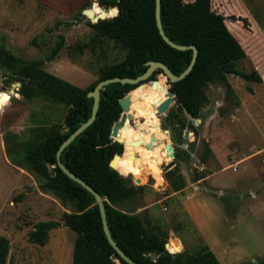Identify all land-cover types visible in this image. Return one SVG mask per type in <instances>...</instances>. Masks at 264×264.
<instances>
[{
  "label": "rangeland",
  "instance_id": "obj_1",
  "mask_svg": "<svg viewBox=\"0 0 264 264\" xmlns=\"http://www.w3.org/2000/svg\"><path fill=\"white\" fill-rule=\"evenodd\" d=\"M94 4L99 6L98 0H0V45L19 59L44 60L62 36V50L52 62L44 61L42 68L87 88L127 52L98 35L85 15L73 26L65 25ZM211 8L225 17L227 28L245 51L236 70L256 71L262 82L228 75L231 95L224 84L209 85L199 124L182 115L197 128V134L189 132L186 141L182 137L185 148L167 124L175 105L158 114V129L166 143L189 153V158L174 160L184 187L174 192L166 173L161 170L159 185L142 168L140 185L135 184V176H124L141 186V191L116 207L138 215L148 229L159 231L167 241L174 237L178 243L169 242L168 248L177 253H194L207 246L220 264H258L264 259V0H212ZM8 73L0 66V238L9 244L6 264H72L76 234L65 226L63 215L74 211L73 206H63L40 189L42 179L12 164L4 143L7 134L27 140L35 130L61 124L67 108L40 98L25 100L17 90L8 100L6 92L16 84L7 83ZM149 86L150 82L145 85ZM160 90H167L166 85ZM130 124L152 128L136 111ZM205 144L211 155L203 162ZM133 155L129 149L127 158ZM48 221L58 225L48 232L45 244L32 243L29 236L35 225Z\"/></svg>",
  "mask_w": 264,
  "mask_h": 264
},
{
  "label": "trees",
  "instance_id": "obj_2",
  "mask_svg": "<svg viewBox=\"0 0 264 264\" xmlns=\"http://www.w3.org/2000/svg\"><path fill=\"white\" fill-rule=\"evenodd\" d=\"M211 1L160 0V21L167 38L177 45L195 46L198 52L191 72L184 79L170 84L176 104L167 116V124L177 132L179 145L185 143L182 140L184 131L197 134L193 122L200 119L201 109L208 100L206 91L209 85L224 84L228 95H231L232 88L226 79L228 75H236L249 82H262L256 71L242 73L236 70L238 62L245 58V51L227 28L225 17L212 10ZM98 4L103 8L117 7L119 13L96 23L87 21L88 25L98 35L120 44L127 52L121 62L102 70L97 81L87 88H79L42 68L44 61L52 62L62 50V36L44 60L19 59L4 45H0V66L9 72L7 83L20 84L17 94L25 100L40 98L63 104L67 108L61 124L35 130L27 140H20L15 134H7L4 143L6 156L12 164L24 166L36 178L42 179L40 189L50 193L63 206H73L74 211L63 215L65 226L76 234L72 264H116L111 260L116 252L104 234L93 195L69 179L60 170L56 160L61 143L91 115L93 99L88 98L87 94L93 91L98 82L109 78H137L147 70L146 64L152 61L165 64L174 75L179 76L192 58L191 50L173 49L160 36L155 20V0H98ZM79 18H85L82 12L74 21L65 25L71 27ZM230 19L234 20V17ZM155 79V74H152L143 83ZM135 88V85L120 83L105 86L100 93L96 119L64 149L60 160L71 173L102 197L111 238L133 262L220 264L207 246L194 253H177L167 248L165 243H178L174 237L167 241L168 238L159 231L148 229L138 215L116 207L141 191V186L132 184L117 170L110 168L113 156L123 152V146L109 137L114 122L117 123L114 140L123 144V139L127 138L119 160L125 158L135 144L134 127L126 119L118 101L130 92L128 114L133 119L135 111L139 113L140 106L146 104V101L150 106L161 108L165 100L169 99L167 90L160 92L156 85L145 87L144 90ZM183 114H187L193 122L187 123ZM174 150L175 159L182 161L189 158L186 150ZM210 155L211 150L205 144L202 161H206ZM166 179L174 192L184 187V179L177 172L176 166L166 173ZM57 225L52 221L36 224L30 233V241L43 246L48 232ZM8 250L7 239L0 238V264H6ZM152 253L157 256L155 261L149 258ZM118 261L127 264L121 258ZM258 264H264V259Z\"/></svg>",
  "mask_w": 264,
  "mask_h": 264
},
{
  "label": "water",
  "instance_id": "obj_3",
  "mask_svg": "<svg viewBox=\"0 0 264 264\" xmlns=\"http://www.w3.org/2000/svg\"><path fill=\"white\" fill-rule=\"evenodd\" d=\"M101 9H103L104 12H107L109 10H113V12L115 13L112 17H115L118 15L119 10L117 7H111V8H103L100 7ZM88 12H90V9H86L83 11L82 15H85L89 18V14ZM109 17V18H112ZM109 18H104V17H97L95 19L89 18L92 23H96L99 20H105V19H109ZM155 20H156V25H157V29L158 32L160 34V36L162 37V39L173 49L179 50V51H184V50H191L192 51V58L190 60L189 65L187 66V68L179 75L176 76L174 75L171 70L163 63L161 62H148L147 65V70L140 76H138L137 78L131 79V78H119V77H115V78H109L103 81H100L96 84V86L94 87L93 91L89 92L87 94L88 98H92L93 99V105L91 108V115L90 117L83 123L81 124L73 133H71L59 146L57 153H56V160H57V165L60 168V170L71 180H73L74 182L78 183L80 186H82L86 191H88L91 195H93L95 202L98 206L99 209V213L101 216V220H102V226H103V231L104 234L109 242V244L112 246V248L115 250L116 254L111 256V260L116 262V264H120L118 261V258H121L124 262H126L127 264H137L135 262H133L131 259H129L124 252L115 244V242L113 241V239L111 238L109 229H108V225H107V221H106V215H105V207L103 204V199L102 197L92 188L90 187L86 182H84L81 178L75 176L73 173H71L61 162L60 160V156L61 153L64 151L65 148H67L83 131H85L96 119L97 116V112L99 109V102H100V93L101 90L112 83H120V84H130V85H135L136 88H140L145 86L147 83L150 82L152 87H155V85L157 84L158 80L160 78H164V83L167 87V95L169 97L168 100H165L164 104L161 106V108L158 109V113L159 114H163L165 113V111L169 110L171 106L176 104L175 101V95L172 91H170V84L178 82L182 79H184L192 70L195 62H196V58H197V48L195 46H181V45H177L175 43H173L172 41H170L167 36L165 35L162 26H161V21H160V0H155ZM152 74H155L156 79L152 80V81H148L147 83H143L145 81H147L150 76ZM20 84L16 83L15 85H12V88L9 92H6V95L8 96V100H10L11 95H14L15 90L18 91ZM135 88V89H136ZM134 90V89H133ZM118 105L123 109V110H127L128 106H129V93H127L122 99H120L118 101ZM131 121V120H130ZM194 123L196 125L199 124V121L195 120ZM117 129V123L114 122L112 127H111V131H110V139L113 142H117L119 144H121L123 146L122 143H120L119 141L114 140V135ZM189 138V131H184L183 133V139L186 141ZM187 145L186 143L182 144V148H185ZM148 147V145H147ZM165 150L166 153L168 155V157L170 158V160L167 163H163L160 165V169L162 170V173H167L168 171H170L171 169H173L176 164H175V150L172 147V145L166 144L165 145ZM123 152H124V147H123ZM122 152V154H123ZM122 154H115L110 162V168L113 170H116L114 168V163L116 161L117 158H119V156H121ZM54 167V166H53ZM121 175V174H120ZM122 176V175H121ZM124 177V176H123ZM135 184H139V179H135L134 180ZM166 245V243H165ZM149 258L152 261H155L157 259V256L155 253L150 254Z\"/></svg>",
  "mask_w": 264,
  "mask_h": 264
},
{
  "label": "bare ground",
  "instance_id": "obj_4",
  "mask_svg": "<svg viewBox=\"0 0 264 264\" xmlns=\"http://www.w3.org/2000/svg\"><path fill=\"white\" fill-rule=\"evenodd\" d=\"M88 14H89V18H91L93 21V19L97 17H104V18L112 17L115 13L113 12V10L104 12L103 9H101L99 6L94 4L92 9H90V12H88ZM159 82L160 83L157 84L158 88L163 89V87L165 86L164 78H160ZM137 89L144 90L145 86ZM146 104H142L140 106V112L138 114H142L146 118L147 123H149L152 128L147 129L146 127L147 130H144L145 128H143V125L134 126L135 127L134 138L136 143L130 148L131 152L134 155L129 158H127L126 156L121 160H119L121 157L119 156V158H117L114 163V168L122 176L133 175L137 179H140L139 174L142 168L144 172H148L149 170L155 181L159 185H161L163 181L161 177L160 165L170 160L165 150V145L169 143H166L165 136L158 129V125H157V115L159 114L158 108L156 106H154L155 107L154 108L153 106L148 105L149 104L148 101H146ZM123 112L127 120H132V117L128 114V109L123 110ZM126 142H127V138H124L123 147L125 146ZM148 148L150 149L155 148V149L154 151L153 150L150 151L148 150ZM169 246L170 244L167 243L166 247L168 248Z\"/></svg>",
  "mask_w": 264,
  "mask_h": 264
}]
</instances>
